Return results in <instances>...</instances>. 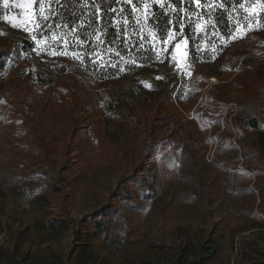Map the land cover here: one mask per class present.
Segmentation results:
<instances>
[{"label":"rangeland","instance_id":"1","mask_svg":"<svg viewBox=\"0 0 264 264\" xmlns=\"http://www.w3.org/2000/svg\"><path fill=\"white\" fill-rule=\"evenodd\" d=\"M64 1L0 0V264L264 260V0Z\"/></svg>","mask_w":264,"mask_h":264},{"label":"trees","instance_id":"2","mask_svg":"<svg viewBox=\"0 0 264 264\" xmlns=\"http://www.w3.org/2000/svg\"><path fill=\"white\" fill-rule=\"evenodd\" d=\"M101 2L107 1V0H100ZM232 2V0H230ZM116 5H118L119 7H116V10L119 12L117 15V25L118 27H116L115 29H119V26L121 28H123V24L124 21L128 20V16H132L133 15H129V13L127 15H125V13L129 12V7L130 4L132 3V0H115ZM120 2V3H119ZM205 2H207V0H198V4L199 5H203ZM239 2V1H238ZM65 3V7L67 9V12L72 14L73 16H75V14H78V8H79V4L77 3V1H71V0H66L64 1ZM105 3V2H104ZM113 4V3H111ZM193 4V3H192ZM212 4L216 7V8H221V7H225L229 4V0H212ZM173 2L170 0H149L145 2V9L147 11V14L145 15V21L146 24L150 27L149 28V34L153 33L154 35L164 38L166 37V35L173 31V30H180L181 29V12L178 14L177 17H175L173 15L174 10H173ZM176 7L178 10H181V1L177 0V2L175 3ZM105 6V5H103ZM102 6V7H103ZM188 11H189V4H188ZM75 18V17H73ZM185 23L183 24V30L186 32V34H189V29H190V25L188 22H186V17L184 16V20ZM114 28L110 29L106 32L107 36L110 37L112 35H114ZM119 32L122 31L121 33L124 32V29H120L118 30ZM134 55H136V53H134ZM257 59H255V57L253 56H248V57H244V59L242 60L241 64L243 66V68H246L247 66L254 64L256 62ZM7 66V58H0V73H2L5 69V67ZM204 84V83H203ZM179 91H177L178 94ZM209 102L211 103V105L213 104V101L215 102L216 99H214L212 97V95L210 94L209 96ZM126 100H121L118 103V107H124L126 105ZM217 102V101H216ZM210 111V110H208ZM246 124H248L251 128L257 129L259 128V124L257 121V118L255 116H249L247 117V119L245 120ZM230 122L227 120L226 123V127L229 130V132H231L230 130ZM224 134L221 135V139L224 138ZM221 149V148H220ZM220 152H224V151H219ZM223 154V153H220ZM246 154V153H245ZM252 168L251 166L247 167V169ZM260 168L259 166L254 167V169H258ZM99 217L98 214L95 215V218ZM264 224V223H263ZM98 225V224H97ZM201 253L200 258L202 260H208L211 259L213 261H215L217 259V257L220 254V246L216 243L211 244V245H204L201 247ZM207 257V258H204ZM33 264V262L31 263ZM37 264V263H34ZM200 264H206V262L200 261ZM249 264H264V260L261 261H255V262H251Z\"/></svg>","mask_w":264,"mask_h":264},{"label":"snow or ice","instance_id":"3","mask_svg":"<svg viewBox=\"0 0 264 264\" xmlns=\"http://www.w3.org/2000/svg\"><path fill=\"white\" fill-rule=\"evenodd\" d=\"M4 2H5V4H7V0H4ZM37 2H39V0H37ZM197 2H198V0H197ZM39 19H47V17H38V20Z\"/></svg>","mask_w":264,"mask_h":264}]
</instances>
